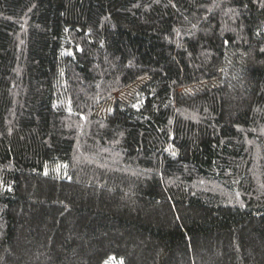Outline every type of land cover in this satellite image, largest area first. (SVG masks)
Listing matches in <instances>:
<instances>
[{
	"label": "trees",
	"instance_id": "trees-1",
	"mask_svg": "<svg viewBox=\"0 0 264 264\" xmlns=\"http://www.w3.org/2000/svg\"><path fill=\"white\" fill-rule=\"evenodd\" d=\"M0 264H264V0H0Z\"/></svg>",
	"mask_w": 264,
	"mask_h": 264
},
{
	"label": "rangeland",
	"instance_id": "rangeland-1",
	"mask_svg": "<svg viewBox=\"0 0 264 264\" xmlns=\"http://www.w3.org/2000/svg\"><path fill=\"white\" fill-rule=\"evenodd\" d=\"M132 92H133V87L128 88V89H126L124 91H121V92L117 93L115 95V97L118 98V99H126V98L129 97V95ZM112 106H113L112 102H108L107 104H105L104 106H102V107H100L98 109V114L99 115H103V116L106 115L112 109Z\"/></svg>",
	"mask_w": 264,
	"mask_h": 264
}]
</instances>
